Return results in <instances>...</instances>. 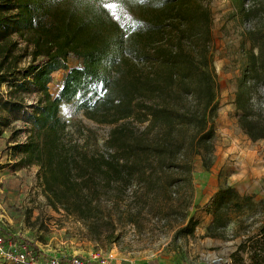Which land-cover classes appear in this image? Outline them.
I'll list each match as a JSON object with an SVG mask.
<instances>
[{
	"label": "trees",
	"instance_id": "1",
	"mask_svg": "<svg viewBox=\"0 0 264 264\" xmlns=\"http://www.w3.org/2000/svg\"><path fill=\"white\" fill-rule=\"evenodd\" d=\"M230 1L246 19L264 15V0ZM248 2L259 4L247 9ZM120 3L121 23L102 0H0V108L24 112L25 95H37L23 118L32 129L9 157L19 166L39 167L48 205L82 223L91 242L106 245L119 240L116 227L123 213L134 222L128 190L136 186L131 200L141 202L158 181H188L192 154L214 153L218 116L208 50L210 14L200 1ZM16 35L27 38L26 48L33 46L26 67L19 66L26 53ZM247 37L235 106L240 128L257 142L264 141V22ZM72 57L82 65H68ZM60 70L65 72L61 88L53 95L49 85ZM78 97L84 98L78 110L88 119L113 126L103 152H89L68 138L60 109ZM260 207L264 211L259 194L242 195L233 186H222L207 236L218 238L229 226L230 214L244 216ZM259 232V239L249 240L264 255V225ZM22 242L41 256L36 245Z\"/></svg>",
	"mask_w": 264,
	"mask_h": 264
},
{
	"label": "rangeland",
	"instance_id": "2",
	"mask_svg": "<svg viewBox=\"0 0 264 264\" xmlns=\"http://www.w3.org/2000/svg\"><path fill=\"white\" fill-rule=\"evenodd\" d=\"M102 1L113 20L121 23L125 19L120 0ZM199 1L210 14L208 50L216 74L214 153L192 154L188 181L172 185L158 181L141 202L131 200L136 190L133 186L128 196L134 222H127L122 210V222L116 227L119 240L111 245L97 244L86 237L82 223L48 205L39 167L19 166L17 159L9 157L12 147L24 143L32 129L23 118L24 112L31 113L37 95L26 94L24 112L10 114L0 108V227L8 237L29 241L43 257L56 256L65 261L76 256L98 261L112 254L111 264H264L263 253L258 254L253 248L256 241L249 240L258 236L264 225L261 207L244 216L230 214L231 222L218 238L207 236L213 222L215 190L230 185L242 195L259 194L264 198V141L253 142L242 131L235 106L237 80L249 47L247 35L264 22V15L246 19L230 0ZM258 4L251 2L247 9ZM260 6L264 13V1ZM14 38L19 41L21 52L26 53L19 66L26 67L32 60L29 54L33 46L26 48L27 38ZM68 65L81 66L82 61L72 57ZM64 73L60 70L53 74L49 85L53 95L61 88ZM2 90L7 95V85ZM261 94L260 105L264 109V89ZM83 99L78 97L60 109V116L68 123V138L76 139L89 152H103L113 126L88 119L84 111L78 110ZM136 126L143 130L145 124ZM206 161H210L208 165ZM0 264L10 263L0 256Z\"/></svg>",
	"mask_w": 264,
	"mask_h": 264
},
{
	"label": "built area",
	"instance_id": "3",
	"mask_svg": "<svg viewBox=\"0 0 264 264\" xmlns=\"http://www.w3.org/2000/svg\"><path fill=\"white\" fill-rule=\"evenodd\" d=\"M251 4L248 2L246 8ZM0 256L10 264H111L113 262V255L110 254L103 257L101 260H85L79 256L73 257L69 261L56 256L51 257H36L34 249L18 240L8 237L4 231L0 229Z\"/></svg>",
	"mask_w": 264,
	"mask_h": 264
},
{
	"label": "crops",
	"instance_id": "4",
	"mask_svg": "<svg viewBox=\"0 0 264 264\" xmlns=\"http://www.w3.org/2000/svg\"><path fill=\"white\" fill-rule=\"evenodd\" d=\"M219 190H220V188H218L217 190H215L214 196H215V194H217V193L219 192ZM237 190H238V189H237ZM238 192H239V190H238ZM214 196H213L212 200H214ZM141 264H154V263H151V262L147 261V262H143V263H141ZM213 264H214V263H213Z\"/></svg>",
	"mask_w": 264,
	"mask_h": 264
}]
</instances>
